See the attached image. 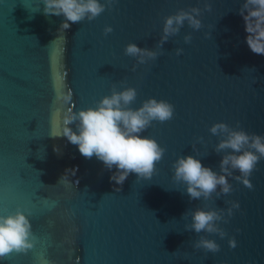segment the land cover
I'll return each instance as SVG.
<instances>
[{
    "label": "water",
    "instance_id": "obj_1",
    "mask_svg": "<svg viewBox=\"0 0 264 264\" xmlns=\"http://www.w3.org/2000/svg\"><path fill=\"white\" fill-rule=\"evenodd\" d=\"M244 2L117 0L111 11L61 32L64 17L45 15L42 0H0V215L25 210L34 234L27 255L0 264H264V160L249 178L253 190L230 178L234 191L216 201L240 208L220 225L226 238L207 237L220 245L215 254L193 247L205 234L185 231L191 217L184 214L204 204L189 199L172 168L193 156L219 172L220 138L209 132L216 123L239 122L264 136V56L246 44ZM205 3L212 11L199 17L203 27L185 23L155 61L137 66L124 54L129 43L158 50L164 17ZM106 26L113 28L107 36ZM113 85L137 90L133 109L150 98L175 107L171 121L142 133L167 149L150 180L130 174L117 185L110 180L115 168L86 159L62 136L64 115L94 106Z\"/></svg>",
    "mask_w": 264,
    "mask_h": 264
},
{
    "label": "clouds",
    "instance_id": "obj_2",
    "mask_svg": "<svg viewBox=\"0 0 264 264\" xmlns=\"http://www.w3.org/2000/svg\"><path fill=\"white\" fill-rule=\"evenodd\" d=\"M42 2L45 15L64 17L65 22L60 25V31L63 32L71 24L85 20L91 22L106 10L111 11L117 0H104L103 3L100 0ZM211 11L210 3H205L203 10L199 7L178 9L175 14L164 17L162 35L156 44L158 50L140 48L135 43H129L124 54L135 58L137 66L155 61L163 54L159 50L163 49V45L171 37L179 34L185 23L192 30L199 31L203 27L199 17L203 12ZM239 15L244 21L248 48L252 53L264 56V0H245ZM103 32L107 36L113 32V28L106 26ZM183 39L185 44H190L192 36L185 35ZM182 53V48L175 50L176 56ZM132 71H136V66ZM137 95V90L133 87H124L122 91H117L113 85L111 94L96 101L94 106L69 111L63 117L62 136L77 146L79 153L86 159L96 157L109 171L115 168L110 180L117 185H123L130 174H136L138 180H150L156 171V165L162 161L167 151L155 139L142 136V133L153 122L163 124L171 121L175 113L174 105L165 100L150 98L143 101L138 109H133ZM65 99L69 100L70 96ZM70 125H75V131ZM209 132L220 138L214 149L218 155L223 153L219 172L203 166L200 159L193 156L178 158L172 168L174 182L186 187L189 199L201 200L204 204L203 208L184 214L185 218L191 217V223L185 225V231L198 235L204 233L193 247L215 254L220 251V245L207 237L215 235L220 239L226 238L228 233L220 225L227 224L233 216V210L240 208L236 201H225L230 206L227 209L219 208L216 207V201L234 191L229 183L230 178L242 183L248 190H253L254 186L249 178L257 170L258 163L264 160V136L246 132L239 122L235 128L225 123H216ZM203 142V137L197 138L196 143ZM193 149L196 150L195 144ZM65 178L66 175L61 181ZM115 191L119 192L121 189L116 188ZM29 216L30 214L26 215L25 210L20 208L14 213L0 215V261L12 254L27 255L34 248L33 226ZM228 245L231 249L237 247L235 237L228 239Z\"/></svg>",
    "mask_w": 264,
    "mask_h": 264
}]
</instances>
